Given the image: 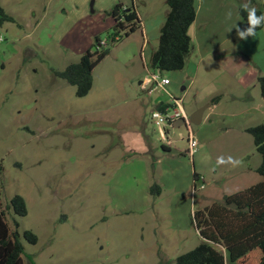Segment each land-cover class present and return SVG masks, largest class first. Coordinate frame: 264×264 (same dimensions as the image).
Segmentation results:
<instances>
[{"label":"rangeland","instance_id":"rangeland-1","mask_svg":"<svg viewBox=\"0 0 264 264\" xmlns=\"http://www.w3.org/2000/svg\"><path fill=\"white\" fill-rule=\"evenodd\" d=\"M113 1L0 0L13 18L0 28V214L11 231L18 223L23 264H175L201 243L196 211L263 180L256 172L261 156L246 129L264 122L258 83L264 25L255 38L237 37L235 25L247 27L239 14L245 0H197L189 60L210 54L227 67H207L189 95L181 94L179 72L165 74L171 94L186 99L189 119L208 105L194 102L201 94L220 96L219 110L232 113L192 124L199 143L193 157L185 126L167 128L165 139L152 121L156 100L169 95H149L138 81L157 48L156 18L166 14V0H117L135 7L142 25L115 44L107 38ZM251 2L264 14V0ZM95 44L110 52L94 69L88 95L79 98L54 72ZM237 65L251 80L257 76L246 89L234 78ZM220 156L240 163L217 165ZM153 185L159 194L150 191ZM16 195L25 200L24 217L8 208ZM25 231L38 242L25 240Z\"/></svg>","mask_w":264,"mask_h":264},{"label":"trees","instance_id":"trees-1","mask_svg":"<svg viewBox=\"0 0 264 264\" xmlns=\"http://www.w3.org/2000/svg\"><path fill=\"white\" fill-rule=\"evenodd\" d=\"M255 2L256 0H252ZM167 12L160 28L157 48L152 52L148 70L165 76L166 73L182 71L192 50L190 28L197 16V0H166ZM258 15L263 14L261 8ZM239 14L247 25V13L241 7ZM113 27L108 35L110 43L120 42L141 29V20L134 7L116 4L110 12ZM0 6V28L12 22ZM263 25L256 31L261 30ZM95 42L102 41L95 37ZM109 48L87 49L77 63L70 64L63 71H55V76L75 87L79 98L88 95L93 86V71L109 54ZM261 97L264 102V75L258 77ZM220 97H215V103ZM170 104L160 103L157 110L163 111ZM246 131L252 136L261 164L256 169L262 181L237 193L224 195L219 202H214L193 215L195 228L201 243L193 250L179 255L175 264H264V122ZM4 168L0 163V175ZM197 175L194 173V178ZM160 193V187L153 185L150 191ZM20 217L27 215L23 197L16 195L8 206ZM11 231L5 214H0V264H23L25 252L18 223ZM23 238L30 244L38 242L37 236L25 231ZM222 247L225 254L218 250Z\"/></svg>","mask_w":264,"mask_h":264},{"label":"crops","instance_id":"crops-1","mask_svg":"<svg viewBox=\"0 0 264 264\" xmlns=\"http://www.w3.org/2000/svg\"><path fill=\"white\" fill-rule=\"evenodd\" d=\"M120 4H122V5H124V6H128L125 2H123V1H121V2H119ZM116 4H118V1L117 0H114L113 2H112V5H113V7L116 5ZM135 4V2H134V0L132 1V5H134ZM135 8V7H134ZM112 9V8H111ZM200 8H198L197 7V16H196V20H195V22H194V24L191 26V28H190V35H191V38H192V50H193V47H194V45H193V43H194V34H193V32L194 31H196L197 30V27L199 26L198 24H199V22H198V17H199V13H200V10H199ZM135 10H136V12H137V14H138V17L140 18V20H141V15H140V13L138 12V10L135 8ZM110 28H112L113 27V19H112V17L110 16ZM156 20H160L159 21V23H157V26H156V29H155V33H154V36H155V41H157L158 40V33H159V31H160V28H161V26L163 25V23H164V20H165V15L164 16H158L157 18H156ZM142 22V21H141ZM142 25V24H141ZM144 32H145V37H146V43L147 44H149V38H148V34H147V31L144 29ZM193 34V35H192ZM148 38V39H147ZM87 50V49H86ZM191 50V51H192ZM154 51V50H153ZM80 53H84V52H80ZM190 54H191V52H190ZM189 54V56H191ZM82 55V54H81ZM152 55V54H151ZM189 56H188V60H189ZM151 59V58H150ZM224 63L225 64V67H227V65H226V61L225 60H220V61H217V60H215L213 57H211V55L210 54H207V55H205V56H202L198 61H194V60H189V61H187V64H188V71L186 72V74L183 72L184 70H185V68H186V66H187V64H186V66H185V68L182 70V71H180L178 74H180V75H178V77H177V79L181 82V84H182V88H181V94H186L187 92H188V95H189V92L192 90L193 91V89H194V85L197 83V80L200 78V75L202 74V73H204L205 72V69L207 68V67H209V66H213L214 68H217L218 67V63ZM228 62V61H227ZM245 62V61H244ZM243 62V63H244ZM234 63V62H233ZM245 63H247V62H245ZM244 63V64H245ZM234 64H236V63H234ZM243 64V65H244ZM237 66H239V65H237ZM245 66V65H244ZM248 66V65H247ZM147 66L145 65L143 68H144V70H143V72L139 75V77H138V81H139V84H140V82L142 81V79L145 77V75L147 74V72H148V69L146 68ZM247 68H250L249 66L247 67ZM230 69H234V67H232L231 65H230ZM248 69H246V71L244 72V70H243V68L241 67V65L239 66V67H237V70H236V73H235V79H236V81L243 87V88H248V86H249V83L250 82H254L255 81V79H256V74L254 75V78L251 80L248 76H247V73H248V71H247ZM183 73H184V76H183ZM165 77H167V76H165ZM186 77H190V79L188 78V80H185V78ZM168 78V77H167ZM170 84H171V82H170ZM169 84V85H170ZM168 85V86H169ZM167 91L171 94V92L168 90V87H167ZM149 95L150 94H152V93H148ZM166 95H167V93H166ZM171 95H173V94H171ZM187 95V96H188ZM211 94H201V95H199V96H196L195 97V100H194V102L196 103V105H200L201 103H204L205 101H207V103H208V107L206 108V110L204 111V113H203V116H202V121H201V123H203V121H204V119L205 118H207L208 120H211V122H212V119L213 118H216V119H223V118H226V117H232V116H230L231 114H225V112H223V111H220L219 110V107H220V100H218L217 102H215V103H211V100H212V98H211V96H210ZM174 96V95H173ZM221 96H223V94L221 95ZM176 97V96H175ZM199 97V98H198ZM220 97V96H219ZM233 97V99H237V97L236 96H232ZM180 98V97H179ZM184 100H186V99H183L182 100V102L184 101ZM160 103H166V104H169V99L168 100H166V101H163V100H161L160 98H158L157 100H156V103H155V105H154V107H155V109H157V106H158V104H160ZM184 106V105H183ZM185 109V108H184ZM200 123V124H201ZM163 148H165L164 146H163ZM167 150V149H166ZM195 172V174L196 175H198L197 174V171L195 170L194 171ZM193 178H194V174H193ZM193 181H194V179H193Z\"/></svg>","mask_w":264,"mask_h":264},{"label":"built area","instance_id":"built-area-1","mask_svg":"<svg viewBox=\"0 0 264 264\" xmlns=\"http://www.w3.org/2000/svg\"><path fill=\"white\" fill-rule=\"evenodd\" d=\"M170 84V80L165 76H160L157 73H153L148 71L145 77L140 82V87L142 90L148 91V93H153L155 91H163L169 95V104L170 107L165 108L163 111L155 110L152 112L151 118L154 122L157 129L160 131L162 137L166 139L167 135V128H174L175 123L180 119L185 120V127L187 128V143H188V150L189 155L193 157L196 153L197 148L199 146L198 140L195 138L193 130H192V123L184 109L183 102L181 98L175 97L171 95L167 91V87ZM204 185L200 187L203 189ZM196 191V188H193Z\"/></svg>","mask_w":264,"mask_h":264},{"label":"clouds","instance_id":"clouds-1","mask_svg":"<svg viewBox=\"0 0 264 264\" xmlns=\"http://www.w3.org/2000/svg\"><path fill=\"white\" fill-rule=\"evenodd\" d=\"M241 9L247 13V27L241 29L239 26L235 25L237 37L240 40L247 41L249 37L255 38L256 30L264 25V14H257V7L252 4L251 0H245L241 4ZM232 12L229 10L226 13V19H231ZM217 165H224L226 163L231 164L232 166H238L240 161L234 157H227L225 159L223 156L217 157Z\"/></svg>","mask_w":264,"mask_h":264},{"label":"water","instance_id":"water-1","mask_svg":"<svg viewBox=\"0 0 264 264\" xmlns=\"http://www.w3.org/2000/svg\"><path fill=\"white\" fill-rule=\"evenodd\" d=\"M208 106H205L201 109H199L198 111H196L190 118V122L194 125H199L202 121V116H203V113L205 111V109L207 108ZM185 125V120L184 119H180L179 121H177L175 123V127H180V126H184Z\"/></svg>","mask_w":264,"mask_h":264}]
</instances>
